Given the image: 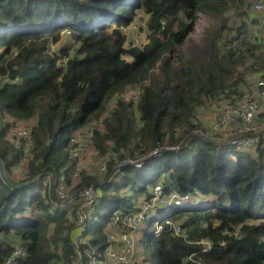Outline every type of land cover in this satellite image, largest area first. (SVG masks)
Returning a JSON list of instances; mask_svg holds the SVG:
<instances>
[{"label": "trees", "instance_id": "16d2710c", "mask_svg": "<svg viewBox=\"0 0 264 264\" xmlns=\"http://www.w3.org/2000/svg\"><path fill=\"white\" fill-rule=\"evenodd\" d=\"M247 6L249 0H0V155L11 178L24 151L8 140L12 123L2 119H34L32 157L21 181L45 169L22 188L0 176V264L17 239L27 249L20 264H73L70 211L48 190L45 178L51 174L72 183L69 138L104 116L115 96V106L95 132L94 149L100 154L113 150L121 160L128 154L147 156L159 143L187 144L147 156L142 167L126 166L116 180L100 185L86 224L91 237L82 248L101 256L113 214L135 210V201L149 196L150 186L162 179L166 192L197 189L207 197L200 205L184 203L162 219L180 221L192 240L209 237L214 245L200 253L198 245L166 225L160 235L146 239L149 264H264V143L234 157L231 147L195 134L200 124L193 122L208 101L239 95L247 69L264 68V50L249 36L258 19L246 21L251 17ZM230 10L240 18L234 27L229 26ZM200 12L214 17L217 29L208 37L209 56L195 59L183 44ZM139 15V20L146 18L138 21L140 31L150 40L127 45L122 27ZM68 30L75 51L63 44L52 52ZM61 56L68 57L66 67L59 64ZM136 86L141 92L134 106L122 95ZM188 173L193 174L192 189L184 191ZM90 180L97 178L84 171L82 183ZM150 218L142 230L152 224ZM238 225L241 238L223 233Z\"/></svg>", "mask_w": 264, "mask_h": 264}, {"label": "built area", "instance_id": "2783aa9c", "mask_svg": "<svg viewBox=\"0 0 264 264\" xmlns=\"http://www.w3.org/2000/svg\"><path fill=\"white\" fill-rule=\"evenodd\" d=\"M250 11L256 14L259 18L260 24L264 26V0H252ZM199 18L196 22L195 34H202L201 31L205 30V18L200 12ZM124 27V26H123ZM138 31V28H135ZM126 29L123 28V31ZM126 32V31H125ZM150 40L148 33H137L132 37V45L146 44ZM52 52L55 51V46L51 47ZM61 67H66L68 62L67 56H61L59 60ZM3 80H10L4 78ZM19 79L17 78L15 82ZM256 84V85H255ZM249 93L244 94L240 98L226 99L224 103L216 107L217 114L209 121L207 131L198 127L194 133L207 137L217 145L234 147L241 150L252 151L255 150L260 143H264V117L260 115L264 113V71L259 75ZM136 93L133 98L125 97V100L133 101L134 106L137 104L141 87H133ZM209 107V104L203 108ZM215 107V104L213 105ZM210 110L204 112V116L209 114ZM99 122H91L88 128H83L74 133L66 146V151L69 158L75 162L72 171V183L68 184L64 180H57L51 174H47L45 181L48 190L54 194L64 204L62 207L67 208L69 212L70 222L72 229L68 230L69 236L71 234L75 245V257L73 264H146L143 263L142 256H137V237L143 229L147 219L152 217L153 211L164 208L168 214L176 207L181 206L190 198L191 192L180 193L177 190H170L166 192L163 186V180L160 179L150 186V195H144L140 201L136 200V208L130 213L118 210L112 216L111 224L107 231V245L101 256H99L94 249L82 248V245L87 244L89 236L86 233V224L89 221L96 203L99 199V186L118 178L122 168L126 166H133L140 168L145 163L148 156L154 157L163 150H174L177 147L167 144H158L147 156L140 157L138 154L132 156L126 155L123 159L119 160L117 152L109 150L105 154H100L94 149V136L97 129L102 127V119ZM10 121L12 124L7 132V138L14 145L22 147L24 154L18 167L25 175V166L31 159V150L33 148V133L31 126H22L16 123L14 117L8 116L2 121ZM204 123L207 120L202 118ZM92 149L95 155L91 157ZM137 153V152H136ZM91 157V158H90ZM114 161L113 167L110 163ZM85 163V164H84ZM95 171L97 180H90L87 183H82V173L84 171ZM78 184V190L68 193L70 186ZM76 192L78 195H76ZM130 197V193L127 194ZM77 198V201L75 199ZM69 204V205H67ZM67 205V206H65ZM74 211V212H73ZM156 226L154 233L160 235L167 225L172 233L187 240L189 243L196 244L200 247V253L209 251L214 242L209 237H202L196 240L190 238V232L180 221H172L170 219H158L153 224ZM219 221L214 222V226H218ZM208 227V222L204 223ZM241 226L224 229V234L241 238ZM66 232V233H67ZM27 255V249L22 244L14 245L12 253L7 256L2 264H20V260ZM139 257V258H138ZM188 259L193 260V255Z\"/></svg>", "mask_w": 264, "mask_h": 264}, {"label": "rangeland", "instance_id": "374dc122", "mask_svg": "<svg viewBox=\"0 0 264 264\" xmlns=\"http://www.w3.org/2000/svg\"><path fill=\"white\" fill-rule=\"evenodd\" d=\"M247 2V0H246ZM246 6V5H245ZM247 9H249V12L250 11V8H248L247 6ZM236 10H230L227 15L229 17V26L230 27H234L235 25V22L238 23V20L240 19L237 15H236ZM203 14V13H202ZM204 15V18H205V30L201 31L202 34H199V35H196L195 32L191 33L189 35V37H187L185 43L183 44V47L184 49L189 52V54H191V56L195 59H199L200 57H208L210 52H211V47L209 45V42H208V37L209 35H212L214 32H216V19L214 17H211L210 15L208 14H203ZM247 15H250V13H248ZM142 16V15H141ZM251 15V17L249 19H246V21L248 20L250 22V19H252L253 16ZM144 16H142V18L139 20L140 18V15L134 20V23L132 25H130L129 27L128 26H124L122 27L125 28L126 30V33L128 35V42H127V45H132L131 43V40H132V37L137 34V33H142L140 31V27H139V22L138 21H141V20H144L146 18H143ZM199 18V17H198ZM256 18V17H255ZM197 22V21H196ZM252 22V21H251ZM142 23V22H141ZM135 28H138V31L137 33H135ZM71 32L68 30V31H64L63 32V39L61 41L60 44H55V51L57 52L60 48L61 45L63 44H71L73 47V45L75 44V42H73V40L71 39ZM135 33V34H134ZM250 39L253 41V43H258L260 44L261 46V51L264 50V28L258 26L256 23L254 24V33H250ZM74 48V51L75 49L77 48L76 46L73 47ZM261 61H259L256 66L259 67L261 65ZM250 62L247 64L249 65ZM264 71V68H259V69H247L246 70V75H245V79H244V83L242 84V87H241V91L240 93H238L239 95H241V93H243L241 96H243L244 94H247L249 93V91L251 90L252 86L256 83V80L257 78L259 77V75ZM256 85V84H255ZM135 88L133 87H129L127 90H126V93H125V97L128 96V98H133L134 97V94L136 93V91L134 90ZM235 95V94H234ZM232 95L231 98H240L238 97L239 95H236L234 96ZM226 98H228V96H225ZM116 100H117V97H113L107 104V111L105 112V115H108V113L110 112V110L115 106L116 104ZM226 99H221V100H213V101H208L206 104H204V107H206L208 104H209V107L203 108V105L201 107H199L196 111V116L193 120L194 123H197V124H200L199 127H202L201 129H204L205 131H207L208 127H209V121L211 119H213L215 117V115L217 114V111H216V107L220 106L221 103H224ZM211 102V103H210ZM215 104V107H213V105ZM207 110H210L209 111V114L204 116V112H206ZM202 118H204L205 120H207L208 123H204V121L202 120ZM35 122V120H33ZM100 120H95L94 122H99ZM101 122V121H100ZM17 123V122H16ZM18 124V123H17ZM90 124V123H89ZM87 124L85 126H83L81 129L83 128H88L90 125ZM20 125V124H19ZM89 125V126H88ZM23 126V124H22ZM80 130V129H79ZM9 140V139H8ZM183 140H187V139H183ZM10 141V140H9ZM187 143H184V144H177L175 145L177 148L176 149H179L183 146H185ZM174 149V150H176ZM230 153L233 154V156L235 157L236 154L238 153H241L243 152L242 150H239L237 148H232V149H229ZM95 155L94 153V150L92 149V152H91V157H93ZM90 157V158H91ZM85 164V163H84ZM90 175H96V172L91 170V171H87ZM193 177V174L191 173H188L185 175V182H184V188L183 190L184 191H187L189 189H192V185L190 184L191 182V179ZM77 191L78 190V184L74 183V185L70 186V190L68 191V193H72L73 191ZM76 195L77 192H76ZM207 200V197L204 196L202 193H200L197 189H195L193 192L190 193V199L186 200L184 203V205L188 204V205H194V204H197V205H200V204H203L205 203ZM75 201H77V198L75 199ZM140 201V200H138ZM167 213L165 212L164 208H159L155 211H153L152 213V217L150 218L153 222L152 224H150L149 227H145L144 230H142L140 232V234L138 235V238H137V243H136V249H137V256H142V260L145 258L146 259V264H149V260H150V256H151V251H150V248L147 246L146 244V239L148 237H150V235L152 233H154V230L156 229V226L153 225L156 220L158 219H161L162 217L166 216ZM151 223V222H150ZM15 238L16 236L13 234V236H11V238ZM16 239V238H15ZM139 258V257H138Z\"/></svg>", "mask_w": 264, "mask_h": 264}, {"label": "water", "instance_id": "95a60500", "mask_svg": "<svg viewBox=\"0 0 264 264\" xmlns=\"http://www.w3.org/2000/svg\"><path fill=\"white\" fill-rule=\"evenodd\" d=\"M45 169H42L41 171H39L37 174H35L34 176H32L31 178H29L26 181H21V182H17V181H13L7 171H6V166H5V162L4 159L2 158V156L0 155V176L4 179V181L11 187L13 188H22L28 185L33 184L34 182H36L41 175L43 174Z\"/></svg>", "mask_w": 264, "mask_h": 264}, {"label": "crops", "instance_id": "0c3cea01", "mask_svg": "<svg viewBox=\"0 0 264 264\" xmlns=\"http://www.w3.org/2000/svg\"><path fill=\"white\" fill-rule=\"evenodd\" d=\"M250 2H252V0H249ZM250 13V15H253V16H255L257 19H258V22L256 23L258 26H260V27H262V28H264V26L263 25H261L260 24V21H259V18H258V16L256 15V14H252L251 12H249ZM252 16V17H253ZM255 17H253V18H255ZM195 30H196V28H195ZM195 30L193 31V32H195ZM192 32V33H193ZM253 33H254V27H253ZM189 37V36H188ZM211 103V102H210ZM264 117V113H262L261 115H260V118H263ZM34 119H30V120H20V121H16L18 124H20V125H22L23 124V126H31V125H33V123H34V121H33ZM231 148H234V147H231ZM253 151V150H252ZM11 178L13 179V181H17V182H21V180L22 179H24L25 178V176L22 174V172H21V169L18 167V165L17 166H15V167H13V171H12V176H11ZM150 191V190H149ZM190 199V198H189ZM188 200V199H187ZM2 238H4L5 236H1ZM138 238V237H137ZM16 243L17 244H21V242L20 241H18V239L16 240Z\"/></svg>", "mask_w": 264, "mask_h": 264}, {"label": "clouds", "instance_id": "9594fccd", "mask_svg": "<svg viewBox=\"0 0 264 264\" xmlns=\"http://www.w3.org/2000/svg\"><path fill=\"white\" fill-rule=\"evenodd\" d=\"M204 14V13H203Z\"/></svg>", "mask_w": 264, "mask_h": 264}]
</instances>
